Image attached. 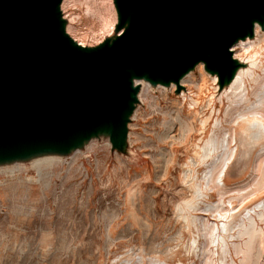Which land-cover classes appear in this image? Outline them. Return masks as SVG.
<instances>
[{
  "label": "rangeland",
  "instance_id": "374dc122",
  "mask_svg": "<svg viewBox=\"0 0 264 264\" xmlns=\"http://www.w3.org/2000/svg\"><path fill=\"white\" fill-rule=\"evenodd\" d=\"M70 12L65 9L63 15L68 19ZM71 24L78 27L76 20ZM252 58L241 56L242 67ZM198 70H191L180 91L136 81L123 146L100 137L51 161H34L35 155L0 165V264H150L158 259L195 264L191 245L198 237L188 213L218 220L206 210L216 200L214 189L195 192L194 181H202L206 165L196 144L211 133L215 116H222L218 109L226 105L225 98L223 105L218 102L221 90H213L210 78ZM195 93L197 117L185 103ZM211 111L209 122L198 128V116ZM176 113L181 124L173 119ZM221 124L225 135L227 127H235L225 181L237 184L249 177L250 159L264 140L247 137L243 123ZM188 169L192 178L183 177ZM188 202L197 210L188 212Z\"/></svg>",
  "mask_w": 264,
  "mask_h": 264
},
{
  "label": "water",
  "instance_id": "95a60500",
  "mask_svg": "<svg viewBox=\"0 0 264 264\" xmlns=\"http://www.w3.org/2000/svg\"><path fill=\"white\" fill-rule=\"evenodd\" d=\"M59 1L0 0V144L118 120L130 71L177 79L204 59L224 74L230 45L264 14V0H114L127 26L82 49L61 30Z\"/></svg>",
  "mask_w": 264,
  "mask_h": 264
},
{
  "label": "bare ground",
  "instance_id": "6f19581e",
  "mask_svg": "<svg viewBox=\"0 0 264 264\" xmlns=\"http://www.w3.org/2000/svg\"><path fill=\"white\" fill-rule=\"evenodd\" d=\"M68 8L71 12L67 19L63 12ZM74 8L77 11L73 10ZM57 15L62 32L72 44L82 49L95 48L103 43L110 44L127 26V20L119 24V13L114 0H60ZM73 20L78 22V27L71 24ZM263 28L264 14L261 19L253 18L251 29L243 36L236 37L229 47L232 66L227 68L224 74H221L216 66L209 67L204 59H198L189 65L177 79L150 77L147 72L136 75L130 71V96L118 120L107 119L87 128L74 129L60 137H33L0 144V165H9L13 161H29V158L35 155L38 156L34 157V161H51L55 154L64 157L76 149H81L91 139L100 137H104L109 144L114 142L123 146L127 137L129 109L137 95L136 81H144L147 88L148 83L156 85L159 90L163 86L178 88L190 80L193 72L191 70L196 66L202 76L210 78L213 90H221L218 102L223 105L225 98L226 105L223 109H218L219 112L222 110V116H215L211 133L200 144H196V154L206 165L202 181H194L195 192L202 195L206 190L214 189L216 200L207 205L203 204L210 215L215 213L218 220L209 222L208 219L204 220L191 214L189 210H197L198 206L193 202L186 204L198 237L193 239L191 245V251L198 256L195 264H264V143H260V147L250 159L249 177L243 182L230 185L225 181V174L228 162L235 152V148L231 147V142L235 141V127H227L225 135V126L221 124V121L236 125L243 123L247 137L254 142L264 140V32L260 31ZM88 39L89 44H86ZM91 41L94 43L91 44ZM259 53L261 57L257 56ZM241 56L253 57L249 67H242ZM181 89L178 88V91ZM210 102L211 98H208L207 105H210ZM185 103L186 109L197 117L200 113L196 109L199 104L197 93L189 95ZM211 116L212 111L198 116V128H204ZM180 117L176 113L173 119L181 124ZM191 172L192 170L188 169L183 177L192 178ZM184 217L187 218V215ZM233 255L238 257L237 261ZM150 264H160L159 259Z\"/></svg>",
  "mask_w": 264,
  "mask_h": 264
}]
</instances>
